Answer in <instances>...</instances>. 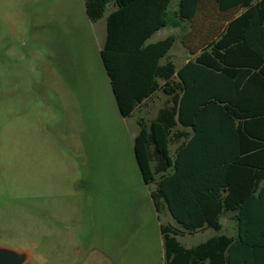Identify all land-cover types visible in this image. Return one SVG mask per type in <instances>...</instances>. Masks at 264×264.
<instances>
[{
    "label": "rangeland",
    "instance_id": "1",
    "mask_svg": "<svg viewBox=\"0 0 264 264\" xmlns=\"http://www.w3.org/2000/svg\"><path fill=\"white\" fill-rule=\"evenodd\" d=\"M239 4L185 2L198 39ZM88 24L82 0H0V247L27 253L26 264H162L160 221L177 224L165 208L158 220L146 197L154 185L133 152L138 127L119 113L103 36ZM183 38L172 55L186 57ZM221 222L236 235L233 220Z\"/></svg>",
    "mask_w": 264,
    "mask_h": 264
},
{
    "label": "trees",
    "instance_id": "2",
    "mask_svg": "<svg viewBox=\"0 0 264 264\" xmlns=\"http://www.w3.org/2000/svg\"><path fill=\"white\" fill-rule=\"evenodd\" d=\"M172 2L84 0L92 22L111 3L117 7L108 16L101 59L120 115L132 117L158 91L167 97L154 119H138L133 143L143 182L154 185L157 213L165 208L181 229L161 225L165 262L264 264V0H239V12L202 39L186 0L176 10ZM140 10L152 14L150 27L120 30L127 13ZM166 27L181 29L193 55L179 69L168 58L176 36L146 45ZM140 47L148 60L142 67ZM227 216L235 236L221 234L190 249L180 243L184 233L203 228L221 233Z\"/></svg>",
    "mask_w": 264,
    "mask_h": 264
},
{
    "label": "crops",
    "instance_id": "3",
    "mask_svg": "<svg viewBox=\"0 0 264 264\" xmlns=\"http://www.w3.org/2000/svg\"><path fill=\"white\" fill-rule=\"evenodd\" d=\"M82 2H83L84 13H85V15H86V17L88 19V23H89L88 25H89V27L94 32H96L98 35H100L101 36V39H102V36H103V40L101 41V43L99 45V53H100V57H101V50L103 49V47L105 45V42H106V39H107V34H108V16L112 12L116 11L117 10V7L113 3H111L109 5L108 9H107L106 15L102 19H100L99 21L92 22V21H90V19L88 18L87 14H86L84 0H82ZM176 9L177 8H174V0H173V2H172V10H176ZM149 16L152 17V14H148V13L142 11V10L135 11V12H129V13H127V17H128L127 19H128V21H125V23L120 24L119 25V28H120V30H124L125 29V30H127L128 32H131V33H143L144 31H146V28L147 27H150V23H148V20H146V19H148ZM188 27H190V26L188 25L187 28ZM163 31H165V32H163ZM170 35H174V36L177 37V41H176L174 47L172 48V50H173L175 48L176 44L178 42H180L179 38H181L182 35H183V32L181 31L180 28H176V29L170 28V27L163 28V29L155 32L154 35L147 41L146 45L156 44V43L164 40L165 38H167ZM181 43L183 45V42H181ZM183 48L187 52L186 57L185 56L184 57H181L178 54H173L172 55V50L169 52V55H168L169 60L173 62V64L176 66L177 69L181 68L183 65H185L189 61V59L193 58V55L187 51V49L185 48L184 45H183ZM143 51H144V47H140L138 49V51H137L138 57H139V60H137V61L140 63V67H142V64H144L146 61H148L147 58L144 56L145 55L144 54L145 52H143ZM124 55L127 56L128 54L124 53ZM166 62H167V58L165 57L161 61V64L164 65V64H166ZM103 67H104V65H103ZM104 71L106 73L108 82L110 84V79H109V77L107 75V72H106L105 68H104ZM141 74H144V73H141ZM158 81H159L160 84H163L164 83L163 80H161V79H159ZM110 88H111V85H110ZM111 92H112V96L114 97L112 89H111ZM162 97H165V95L161 91H158L156 93V95H154V97H153L152 100H148L145 103V105L140 106L135 111V113L133 114L132 117H134L133 119L135 121V124L138 127V130H137V132L134 135V138L132 140V148H133L134 139L137 136V134L139 133V129H140L139 128V125H138V119L139 118H145V119H148L149 118L148 120L154 119L157 116L158 111L160 110V108L163 107V106H161V107L156 108L157 105H158V103H159V100ZM114 100H115V98H114ZM179 145H180V142L179 143H175V147H178ZM133 152H134V149H133ZM150 192H151V190L146 191V197H147L149 203L151 204L152 209L155 212L156 217L158 218V220H160V213H157V211H156V209L154 207L153 201H152L151 196H150ZM168 214H169V212H168ZM161 225H172L175 229H180L177 225H174L171 222L170 218H169V221H168L167 224H164L163 222L160 221V233H161ZM222 225H223V223H222ZM209 230H212V229H210V228H203L201 230H198L196 232H192V233H189V234L184 233L178 239H179L180 243L184 247L190 249V248L196 247V246H198V245H200L202 243L207 242L208 240H210L211 238H213L215 236H218V235H221V234L222 235H225L221 231V233H217L216 232V234L209 235L208 237H206V239H204L203 241H201L200 243L195 244V245H185V244L182 243V240L186 239L187 237H190V236H193V235H198L200 233H205V232H207ZM161 236H162V234H161ZM163 247H164V243H163ZM216 254L220 255V252H216ZM212 262L213 261H211L210 258L209 259L208 258L207 259L203 258V259H201V261H198V264H213ZM162 264H166V262H165V252L164 251H163V256H162Z\"/></svg>",
    "mask_w": 264,
    "mask_h": 264
},
{
    "label": "water",
    "instance_id": "4",
    "mask_svg": "<svg viewBox=\"0 0 264 264\" xmlns=\"http://www.w3.org/2000/svg\"><path fill=\"white\" fill-rule=\"evenodd\" d=\"M28 258L27 253L0 247V264H26Z\"/></svg>",
    "mask_w": 264,
    "mask_h": 264
}]
</instances>
